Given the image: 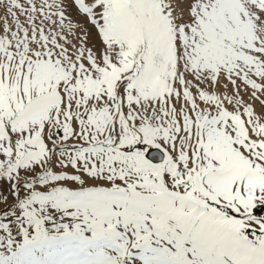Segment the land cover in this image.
Here are the masks:
<instances>
[{"label": "snow or ice", "instance_id": "obj_1", "mask_svg": "<svg viewBox=\"0 0 264 264\" xmlns=\"http://www.w3.org/2000/svg\"><path fill=\"white\" fill-rule=\"evenodd\" d=\"M0 264H264V0H0Z\"/></svg>", "mask_w": 264, "mask_h": 264}]
</instances>
